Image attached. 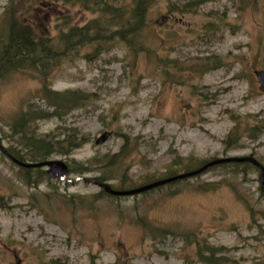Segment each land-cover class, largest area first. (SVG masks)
I'll list each match as a JSON object with an SVG mask.
<instances>
[{
    "label": "rangeland",
    "instance_id": "1",
    "mask_svg": "<svg viewBox=\"0 0 264 264\" xmlns=\"http://www.w3.org/2000/svg\"><path fill=\"white\" fill-rule=\"evenodd\" d=\"M67 2L0 0V36L11 10L56 55L46 74L0 76L5 147L26 151L10 125L31 109L48 115L32 124L37 138L71 134L81 143L49 157L68 164L70 179L131 190L186 172L188 163L254 155L264 164V0H151L142 23L131 19L139 31L124 40L115 32L135 0ZM97 19L100 30L66 48L72 28ZM45 86L72 98L59 115ZM259 175L252 165L221 164L115 196L51 179L0 151V264H264Z\"/></svg>",
    "mask_w": 264,
    "mask_h": 264
},
{
    "label": "trees",
    "instance_id": "2",
    "mask_svg": "<svg viewBox=\"0 0 264 264\" xmlns=\"http://www.w3.org/2000/svg\"><path fill=\"white\" fill-rule=\"evenodd\" d=\"M59 1H68L67 3L80 1L84 6H87L86 2L90 0H54V2ZM150 2L151 0H135V7L128 12L129 17L126 20L121 21L122 27L115 32L116 35L124 40L125 34L128 33L132 36L137 33L139 28L131 24V22H133L131 19L135 18L138 21V24L142 23L145 17V12L148 9L147 6H149ZM109 6L110 5L107 3L105 8H109ZM143 7L144 10H142ZM102 11L104 13H109L107 9ZM121 16L122 13H118L115 15V18L121 19ZM2 19L6 20L8 30L4 36H0V76L10 69L32 68L38 70L41 74L51 72L46 67L49 65H51L50 67H54V65H56L54 62L56 55L52 54V48L44 43L43 39L40 38L41 35L36 32L31 22H24L21 15H16L11 10L10 12H4ZM98 24L99 20L97 19L86 26H76L75 28H72L64 37L66 48L69 49L75 46L79 41L85 40L88 36L90 38V30H100ZM91 39L96 40V38ZM128 43L130 42L128 41ZM49 93H51V95H49ZM45 97H47L50 102H53V105L51 106L55 107L54 115H59L61 110L72 103V98H68L60 93L52 92L47 86H45ZM47 116L48 115L43 113L34 112L31 109L25 110L17 115L13 120V123L10 125L11 135L18 134L21 136L25 141L26 151H19L10 148L9 151L14 157L22 161L29 160L34 162L48 159L55 152L67 154L71 152V150L80 146L81 143H77L71 138V134L67 135L69 136L67 139L64 138L63 140L56 142L37 138L35 136L36 131L32 129V124L38 119L46 118ZM204 163L206 162L201 163L200 166L204 165ZM191 164L192 163H188L186 168L187 171H191L195 168V165L190 166ZM232 164L239 167L252 165L251 163Z\"/></svg>",
    "mask_w": 264,
    "mask_h": 264
},
{
    "label": "water",
    "instance_id": "3",
    "mask_svg": "<svg viewBox=\"0 0 264 264\" xmlns=\"http://www.w3.org/2000/svg\"><path fill=\"white\" fill-rule=\"evenodd\" d=\"M257 76H258L260 83L264 84V73L263 72H257ZM107 137H108V133L104 134L101 138H99L97 140V143L105 141V139ZM0 150L3 153H5L6 155H8L14 162H16L17 164H19L23 167H27V168L47 167L48 168L47 173L51 178H55V179H59V180H65L66 182H71L73 184H76L79 181L93 183V184H96V185L102 187L107 193L112 194V195H116V196L135 195V194H139L142 192H146L148 190L169 184L171 182H174V181H177L180 179L189 178V177L199 175V174L205 172L206 170H208L209 168H211L215 165L226 164V163L249 162V163H252L253 165H255L260 170L259 182H260L261 189L264 192V164L261 163L253 155L230 156V157H223V158L214 159L212 161L207 162L206 164H204L200 168L189 171V172H185V173L177 174V175L167 177V178H164L161 180H157L155 182L146 184L144 186H141V187H138L135 189L117 190V189L112 188V186L108 183L100 182L98 179L88 177V176L76 177L73 180L67 179L66 174L68 173L69 168H68L67 163L63 160H46V161L37 162V163L22 162L10 154L8 149L2 144L1 139H0Z\"/></svg>",
    "mask_w": 264,
    "mask_h": 264
}]
</instances>
